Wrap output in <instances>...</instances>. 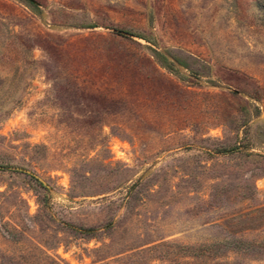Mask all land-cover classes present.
<instances>
[{
    "label": "rangeland",
    "instance_id": "374dc122",
    "mask_svg": "<svg viewBox=\"0 0 264 264\" xmlns=\"http://www.w3.org/2000/svg\"><path fill=\"white\" fill-rule=\"evenodd\" d=\"M0 264H264V0H0Z\"/></svg>",
    "mask_w": 264,
    "mask_h": 264
},
{
    "label": "trees",
    "instance_id": "16d2710c",
    "mask_svg": "<svg viewBox=\"0 0 264 264\" xmlns=\"http://www.w3.org/2000/svg\"><path fill=\"white\" fill-rule=\"evenodd\" d=\"M156 55L158 56L159 54H156ZM178 64H179L180 66H184L183 63H179V62H178ZM75 231H77V232H79V233H82V234H86V235H89L90 233L93 232L92 229H87V230H81V229H78V230H75ZM209 249H210L209 247H200V248H199L201 254L207 252V250H209Z\"/></svg>",
    "mask_w": 264,
    "mask_h": 264
},
{
    "label": "water",
    "instance_id": "95a60500",
    "mask_svg": "<svg viewBox=\"0 0 264 264\" xmlns=\"http://www.w3.org/2000/svg\"><path fill=\"white\" fill-rule=\"evenodd\" d=\"M19 171H21V172H23V173H25V174H27V175L35 178L36 180H38L39 182H41L43 185H45V183L40 178H38L35 174H33L32 172L25 171V170H19Z\"/></svg>",
    "mask_w": 264,
    "mask_h": 264
}]
</instances>
